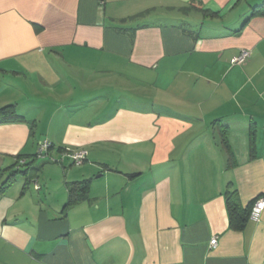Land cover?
<instances>
[{
	"label": "crops",
	"instance_id": "crops-1",
	"mask_svg": "<svg viewBox=\"0 0 264 264\" xmlns=\"http://www.w3.org/2000/svg\"><path fill=\"white\" fill-rule=\"evenodd\" d=\"M263 2L0 0V264H264Z\"/></svg>",
	"mask_w": 264,
	"mask_h": 264
},
{
	"label": "trees",
	"instance_id": "trees-1",
	"mask_svg": "<svg viewBox=\"0 0 264 264\" xmlns=\"http://www.w3.org/2000/svg\"><path fill=\"white\" fill-rule=\"evenodd\" d=\"M254 14H264V2L252 8L251 15ZM0 112L2 114L9 113L10 116L8 118H12L15 120L21 119V116L15 113V106L13 104L5 105L1 107ZM222 142H224L225 146L227 147L228 150L227 161H228V165H231L233 156L228 147L226 138L224 136L222 138ZM61 150H63V148H61ZM11 180L12 178L9 177L8 180L5 181V183H3L2 187L6 186V184H8ZM67 189H68V196H67V201L63 206V211H65L72 204L86 198L89 189V180L83 179V180L69 182L67 184ZM235 194H236L235 190L226 192L225 194L226 206H227L229 222L231 226L235 229H241L244 226L246 220L249 218V213L255 199L251 200V202L246 207L241 208L238 204L237 197Z\"/></svg>",
	"mask_w": 264,
	"mask_h": 264
},
{
	"label": "built area",
	"instance_id": "built-area-1",
	"mask_svg": "<svg viewBox=\"0 0 264 264\" xmlns=\"http://www.w3.org/2000/svg\"><path fill=\"white\" fill-rule=\"evenodd\" d=\"M249 56V51L246 49L241 50V52L233 58V63H241ZM51 143L48 140H41L38 142L37 149L35 152L36 157H44L47 155L49 148L51 147ZM62 156H67L71 159L74 165H80L84 162L87 157V150H73L69 147H65L62 150ZM20 163H24V160H20ZM35 188H39V185H35ZM264 209V199L257 198L250 210L249 219L253 221H257L260 218V215ZM210 245L212 247H216L217 245V237H213L210 240Z\"/></svg>",
	"mask_w": 264,
	"mask_h": 264
},
{
	"label": "rangeland",
	"instance_id": "rangeland-1",
	"mask_svg": "<svg viewBox=\"0 0 264 264\" xmlns=\"http://www.w3.org/2000/svg\"><path fill=\"white\" fill-rule=\"evenodd\" d=\"M182 15H185L186 16V14L185 13H183ZM192 16V15H191ZM200 15H197L196 17L197 18H200L199 17ZM153 18V19H152ZM155 18L156 17H150V19L151 20H155ZM183 19H184V17H182ZM149 18H147V17H139L138 19H135V20H131L130 21V19L127 21V25H132L133 23H135V22H143L142 20H150ZM139 20V21H138ZM162 20H163V18H162ZM131 103V102H130ZM132 104V103H131ZM40 128V127H39ZM41 140H48V139H40L39 141H41ZM52 148V146L49 148V151H48V153H54V151H53V149H51ZM51 151V152H50ZM61 153H62V151H61ZM45 157H49L48 156V154L47 155H45L44 157H36V159H35V161H39V163H38V165H41L42 163H45V162H49L50 160H51V157H49V158H45ZM54 157V156H53ZM56 159H58V158H56Z\"/></svg>",
	"mask_w": 264,
	"mask_h": 264
}]
</instances>
